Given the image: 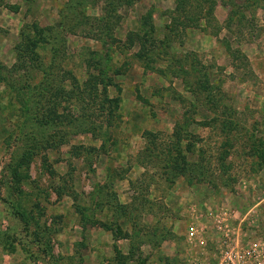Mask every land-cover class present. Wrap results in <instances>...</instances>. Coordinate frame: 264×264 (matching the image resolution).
I'll list each match as a JSON object with an SVG mask.
<instances>
[{"label": "rangeland", "instance_id": "1", "mask_svg": "<svg viewBox=\"0 0 264 264\" xmlns=\"http://www.w3.org/2000/svg\"><path fill=\"white\" fill-rule=\"evenodd\" d=\"M228 1L205 30L175 0L100 30L105 1L78 24L70 0H0V264L264 254V0Z\"/></svg>", "mask_w": 264, "mask_h": 264}, {"label": "trees", "instance_id": "2", "mask_svg": "<svg viewBox=\"0 0 264 264\" xmlns=\"http://www.w3.org/2000/svg\"><path fill=\"white\" fill-rule=\"evenodd\" d=\"M100 1L106 2L105 15L102 18H97V19L94 18V20L98 22V24H100V30H103L104 28L109 29V24H108L110 22L109 17L111 16L112 12L116 9L115 7L116 4L120 6H130L132 5L131 3L135 2L136 0H70L69 11H74V14L70 16L71 17L77 16L76 11H79L80 13H78V15H80V17L78 18L79 19L78 24H82V22L87 19L85 15V11L88 7H90L89 5L95 2L98 3ZM219 5H223L230 9L229 21H232L235 15L233 13L234 6H231L228 0H175L174 13L179 17L177 16L173 17L172 21L179 22V19H181L182 21L180 23L186 28L205 30V28L202 26V22L204 21L205 23L204 25L206 28H210V27L212 28L215 26V23L217 22L216 11ZM9 9L13 11H17L14 10V8H12L11 6H9ZM66 18H65V22L64 21L61 22V25H63V27L65 25H68L69 26L68 29L71 30L74 24L66 22ZM35 35L36 36L38 35V37L40 36L41 38L39 39H41L43 43H46L44 38H42V32H40V30H37V32H35ZM37 45H38V41L35 40L31 45L34 51L38 50L39 47ZM17 53L18 55H22L23 51L22 50L17 51ZM24 59L25 58L23 56V58L21 59L23 63V67L24 64L26 63ZM73 81L77 83V79H73ZM73 119L74 117H72V120Z\"/></svg>", "mask_w": 264, "mask_h": 264}, {"label": "built area", "instance_id": "3", "mask_svg": "<svg viewBox=\"0 0 264 264\" xmlns=\"http://www.w3.org/2000/svg\"><path fill=\"white\" fill-rule=\"evenodd\" d=\"M220 230L223 228L220 226ZM189 235H194V228L190 227ZM222 264H264V254L257 245L247 248H241L239 244L224 241V247L221 253Z\"/></svg>", "mask_w": 264, "mask_h": 264}, {"label": "crops", "instance_id": "4", "mask_svg": "<svg viewBox=\"0 0 264 264\" xmlns=\"http://www.w3.org/2000/svg\"><path fill=\"white\" fill-rule=\"evenodd\" d=\"M8 261V260H7ZM8 264H12V258L9 257V262H7Z\"/></svg>", "mask_w": 264, "mask_h": 264}]
</instances>
